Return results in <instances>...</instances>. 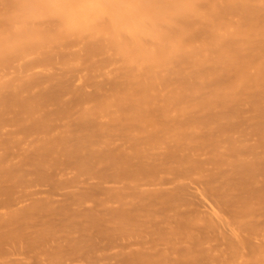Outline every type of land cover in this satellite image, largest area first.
I'll list each match as a JSON object with an SVG mask.
<instances>
[{
    "label": "bare ground",
    "instance_id": "bare-ground-1",
    "mask_svg": "<svg viewBox=\"0 0 264 264\" xmlns=\"http://www.w3.org/2000/svg\"><path fill=\"white\" fill-rule=\"evenodd\" d=\"M0 264H264V0H0Z\"/></svg>",
    "mask_w": 264,
    "mask_h": 264
}]
</instances>
